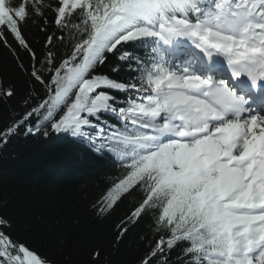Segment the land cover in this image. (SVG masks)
I'll return each instance as SVG.
<instances>
[{
	"label": "snow or ice",
	"instance_id": "snow-or-ice-1",
	"mask_svg": "<svg viewBox=\"0 0 264 264\" xmlns=\"http://www.w3.org/2000/svg\"><path fill=\"white\" fill-rule=\"evenodd\" d=\"M48 9L73 41L63 55L23 34L46 31ZM6 32L45 95L30 84L0 146L51 129L126 168L98 211L142 195L128 222L151 215L161 235L141 264H264V0H0L7 45ZM109 54L131 75L105 74ZM14 96L0 82V100ZM11 229L0 210V264H49Z\"/></svg>",
	"mask_w": 264,
	"mask_h": 264
},
{
	"label": "trees",
	"instance_id": "trees-1",
	"mask_svg": "<svg viewBox=\"0 0 264 264\" xmlns=\"http://www.w3.org/2000/svg\"><path fill=\"white\" fill-rule=\"evenodd\" d=\"M50 2L56 4V0ZM46 15V31L29 22L23 27V34L38 56H43L47 48L63 55L73 41L66 30L55 24V12L48 9ZM50 35L52 43L46 48ZM62 35L64 40L57 39ZM5 38L7 45L0 40V82L12 87L15 96L6 102L0 100V129L15 118L14 113L25 110L21 102L29 93L30 84L37 96L45 95L31 80L33 61L29 54L13 35L6 32ZM109 57L101 66L105 74L120 80L131 75L114 54ZM114 67L119 71H112ZM126 172V168L96 152L86 140L51 129L48 136L25 134L22 128L8 144L0 146V210L11 217L12 238L49 264H141L161 235L153 231L151 215L128 222L142 195L122 197L110 211H98L102 198ZM124 224L128 231L120 235ZM97 252L99 258L94 260ZM178 254L182 255L174 248L169 259L175 260Z\"/></svg>",
	"mask_w": 264,
	"mask_h": 264
}]
</instances>
